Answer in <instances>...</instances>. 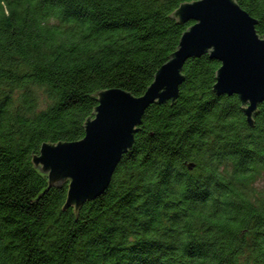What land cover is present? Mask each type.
<instances>
[{"label":"trees","instance_id":"1","mask_svg":"<svg viewBox=\"0 0 264 264\" xmlns=\"http://www.w3.org/2000/svg\"><path fill=\"white\" fill-rule=\"evenodd\" d=\"M180 1L0 0V264H264V97L247 124L206 52L183 62L172 105L147 104L75 217L67 181L44 189L30 160L83 136L87 92L142 93L191 23L164 14ZM235 1L261 35L264 0Z\"/></svg>","mask_w":264,"mask_h":264},{"label":"water","instance_id":"2","mask_svg":"<svg viewBox=\"0 0 264 264\" xmlns=\"http://www.w3.org/2000/svg\"><path fill=\"white\" fill-rule=\"evenodd\" d=\"M164 14L173 22L191 23L176 33L173 49L165 52L142 93L135 95L121 87L87 92L96 98V104L89 107L91 114L80 123L83 136L41 140L38 151L30 152L32 166L46 175L44 189L67 181L60 208L72 206L74 217L83 201L100 194L108 184L116 162L133 142L147 104L166 99L171 104L176 98L183 78L181 66L188 56L206 52L219 62L212 90L216 94L234 93L247 124H252L251 115L264 97V31L257 34L255 18L235 0H185Z\"/></svg>","mask_w":264,"mask_h":264}]
</instances>
